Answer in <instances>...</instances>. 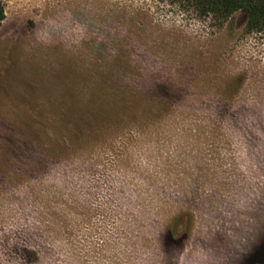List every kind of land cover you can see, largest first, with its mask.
Instances as JSON below:
<instances>
[{
  "label": "rangeland",
  "instance_id": "rangeland-1",
  "mask_svg": "<svg viewBox=\"0 0 264 264\" xmlns=\"http://www.w3.org/2000/svg\"><path fill=\"white\" fill-rule=\"evenodd\" d=\"M3 4L0 264H259L264 34L176 0Z\"/></svg>",
  "mask_w": 264,
  "mask_h": 264
},
{
  "label": "trees",
  "instance_id": "trees-1",
  "mask_svg": "<svg viewBox=\"0 0 264 264\" xmlns=\"http://www.w3.org/2000/svg\"><path fill=\"white\" fill-rule=\"evenodd\" d=\"M176 2L183 10L192 11L199 21L206 22L213 31L223 29L227 23L240 16L246 33L264 34V0H176ZM5 18L3 0H0V27ZM87 111L88 109H85L84 118ZM102 116L101 118L107 117L105 114ZM179 230V221H175L169 230V239L176 238ZM259 251V264H264V240Z\"/></svg>",
  "mask_w": 264,
  "mask_h": 264
}]
</instances>
